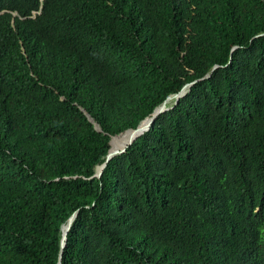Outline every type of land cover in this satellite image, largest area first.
<instances>
[{"label": "trees", "instance_id": "1", "mask_svg": "<svg viewBox=\"0 0 264 264\" xmlns=\"http://www.w3.org/2000/svg\"><path fill=\"white\" fill-rule=\"evenodd\" d=\"M0 264H264V0H0Z\"/></svg>", "mask_w": 264, "mask_h": 264}, {"label": "water", "instance_id": "2", "mask_svg": "<svg viewBox=\"0 0 264 264\" xmlns=\"http://www.w3.org/2000/svg\"><path fill=\"white\" fill-rule=\"evenodd\" d=\"M209 74H206L203 78L208 77ZM196 81V80H195ZM189 82L187 84H185L182 89L175 94H171L169 95L161 104H159L157 107H155V109L152 111V113L150 115H148L147 117L144 118V120L146 118H148V121L145 124H142V121L136 128H130L133 129L135 134L134 136H132L129 141L127 143H125L122 147L120 148H113L110 147L106 156H105V162L100 166L99 169H97L95 176H101L102 174V170L105 167L106 163L113 158L114 156L122 153L125 151L126 147L131 144L138 136H140L141 134H143L145 131H147L151 124L153 123L154 119L161 114L162 112H165L169 109H171L172 107H174V105H176L179 101V99L184 96L190 89L191 85L195 82ZM76 216V212H74L67 220V222L65 224L62 225V246L64 247L65 245V240H66V235L67 232L71 226V223L73 221V219Z\"/></svg>", "mask_w": 264, "mask_h": 264}, {"label": "bare ground", "instance_id": "3", "mask_svg": "<svg viewBox=\"0 0 264 264\" xmlns=\"http://www.w3.org/2000/svg\"><path fill=\"white\" fill-rule=\"evenodd\" d=\"M148 121V118H146L142 124H145ZM135 132L133 129H128L126 131V133L115 142V144L113 145V148H120L122 147L125 143H127L129 141V139L134 136ZM105 162V161H104ZM107 164V163H106ZM101 166V165H100ZM100 166L98 167V169L100 168ZM106 166V165H105Z\"/></svg>", "mask_w": 264, "mask_h": 264}]
</instances>
